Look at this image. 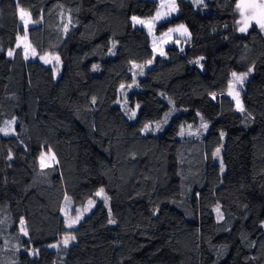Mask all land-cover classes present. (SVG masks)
Wrapping results in <instances>:
<instances>
[{
	"label": "trees",
	"instance_id": "1",
	"mask_svg": "<svg viewBox=\"0 0 264 264\" xmlns=\"http://www.w3.org/2000/svg\"><path fill=\"white\" fill-rule=\"evenodd\" d=\"M177 3L164 58L132 19L156 0H0V264H264V32L236 0Z\"/></svg>",
	"mask_w": 264,
	"mask_h": 264
},
{
	"label": "rangeland",
	"instance_id": "2",
	"mask_svg": "<svg viewBox=\"0 0 264 264\" xmlns=\"http://www.w3.org/2000/svg\"><path fill=\"white\" fill-rule=\"evenodd\" d=\"M156 1L159 2V10L157 11V13H160V16L158 17L157 16V13H156L155 16L152 17V18H139L138 17L137 19H139V20L151 21L152 23H151V25L136 23V25L137 26H141L142 25V26H145V27H147L149 29V31H150V33L152 35L153 41H154L153 48L155 50V54L159 56V55H161V52H163V55L162 56H166L167 55L166 50H167L168 45L169 44L171 45V43L174 41V39L177 36L178 37L181 36L182 38L188 37L187 35H189L188 34V31L189 30H187L186 26L183 25V29H186L187 30L186 33L183 31V29H181L180 31L173 30L172 33L169 34V36L167 35V37L166 36H163L162 37V35L159 36V34H157V27H158V25L161 22H163L165 20H168V19H170V18L178 15L180 10H179V6H178V3H177V0H156ZM193 1H195V0H193ZM203 1H206V0H203ZM173 2L175 4V8L174 9L171 7V5L173 4ZM25 19H30V21H31V18L29 16V14H28V16L25 17ZM238 19H240L239 14L237 15V20ZM22 22L24 24V21H22ZM30 23H28L27 28L29 27ZM180 26L181 25H179L176 29H179ZM253 26H256V25L253 23V25L250 28H252ZM236 27L238 29L240 27V25H238L236 23ZM26 29H25V32H26ZM102 43L109 47V39L108 38L105 39V40H103ZM20 45L23 46L26 49L28 58H34L35 57V59H40L41 61H43L45 63V61L41 59V57H45V59H47V60L50 61V62L45 63V64L54 66V68L56 69L58 75L61 73V66H62V64H61L60 57L58 55H55V54L41 55L37 51H35V54H33L34 48L31 45V43L29 41V37H28V35L26 33L21 36V38H20ZM56 56L59 57V62H57L55 59H53V57H56ZM53 64H55V65H53ZM245 73H248V75H247V78L243 81V84L242 85L239 84V83H236L232 79V82L235 85V89L234 90L236 92H239V101H240V105L242 107H243V95H242V91H243V88H244V85H245V81L249 79L250 74H251L249 72H245ZM237 74L238 75H241V74H244V73H237ZM229 91H230V89H229ZM230 96L233 98V95H230ZM234 100H235V102L237 104L236 99H234ZM137 115H138V111H137ZM222 150L223 149H221V151ZM42 156L44 157V163L47 164V165H49V166L54 165L57 162V157H56V155L52 151L45 152V153L42 154ZM52 156H55V160H52L51 159ZM220 161L223 162V157H222V160H220ZM224 170H225V168H224ZM91 201H93V203L91 205H89V203H88L86 206L80 208L79 211H78V213L74 212L72 209H69V208H66L65 209L64 215H65V218L67 219V221L68 220H75L77 216L80 217V219L73 225V227H75L78 224V222L80 223L85 218V216H87L93 210V208L96 205V199H92ZM85 209H87V211H85ZM73 227H71V228H73Z\"/></svg>",
	"mask_w": 264,
	"mask_h": 264
},
{
	"label": "snow or ice",
	"instance_id": "3",
	"mask_svg": "<svg viewBox=\"0 0 264 264\" xmlns=\"http://www.w3.org/2000/svg\"><path fill=\"white\" fill-rule=\"evenodd\" d=\"M197 4L203 3V0H196ZM171 7L174 9L175 8V4L173 2V4L171 5ZM235 11L239 14L240 19H238L236 21V23L238 25H240V27L238 28V31L241 33H246L248 31V29L253 25V23L259 27V29L261 31H264V0H236L235 3ZM28 16V13L24 12L23 9L20 10V18L22 21H24V25H25V29L27 28L28 23H30V19H25V17ZM157 16H160V13H157ZM133 21L135 23H139V24H147V25H151V21H143V20H139L136 17L132 18ZM181 29H183V25L180 26L179 29H175V31H180ZM173 31V30H170ZM183 31L186 33L187 30L183 29ZM167 35V34H166ZM33 54H35V50H33ZM9 55L11 56L12 53L9 52ZM161 55H163V52H161ZM25 56L27 58V52H25ZM42 60L45 61V63L50 62L49 60L45 59V57H41ZM53 59H55L57 62H59V57H53ZM201 59H203V57H201ZM149 63H151V61H149ZM197 63H199V61H197ZM134 67H136L134 65ZM251 71V69H249V72ZM248 73H244L241 75H238L236 72L232 73V77L233 80L236 83L239 84H243V81L247 78ZM121 87L123 88V85H121ZM229 95H233V98L236 99L237 101V106L239 108L240 111H243V107L240 105V101H239V92H236L235 89V85L233 82L229 83ZM93 102H95V100L93 99ZM7 123V122H6ZM147 125L145 126V129L147 130ZM204 127H207V125H204ZM0 132H3L4 135H8L9 131L8 128H2L0 129ZM219 150H217L218 152ZM11 158V157H9ZM52 160H55V156L51 157ZM49 165L44 163V157H41V167H47ZM103 194V189L100 190V192L97 193V195H102ZM105 200H107V197H104ZM89 205H91L93 203V201H89L88 202ZM85 211H87V209H85ZM217 212H219V208L216 209ZM222 218V217H221ZM80 219L79 216L76 217L75 220H68L67 221V227L71 228L73 227V225ZM110 223H114V221H109ZM21 223H23V221H21ZM26 234V233H25ZM74 239V237H73ZM67 238L65 239L64 243L65 245H67ZM53 247H55V245H53Z\"/></svg>",
	"mask_w": 264,
	"mask_h": 264
},
{
	"label": "crops",
	"instance_id": "4",
	"mask_svg": "<svg viewBox=\"0 0 264 264\" xmlns=\"http://www.w3.org/2000/svg\"><path fill=\"white\" fill-rule=\"evenodd\" d=\"M179 12H180V11H179ZM179 25H184V24H179ZM179 25L170 28L166 33L162 34V37H163V36H166V37H167V35L169 36V34L172 33V31H170V30H175ZM184 26H186V25H184ZM186 28H187V26H186ZM187 30H188V28H187ZM166 34H167V35H166ZM188 34H189V35H187L188 37H186V38L191 37V35H190V31H188ZM159 36H161V35H159ZM177 37H178V36H177ZM179 37H181V36H179ZM152 40H153V38H152ZM172 43H173V42H172ZM172 43H171V44H172ZM153 44H154V41H153ZM167 45H168V44H167ZM152 46H153V45H152ZM168 46H170V44H169ZM167 48H168V47H167ZM156 56H158V55H156ZM158 57H164V58H166L167 55H166V56L159 55ZM154 64H155V62L152 61V62L149 64V67H152Z\"/></svg>",
	"mask_w": 264,
	"mask_h": 264
}]
</instances>
